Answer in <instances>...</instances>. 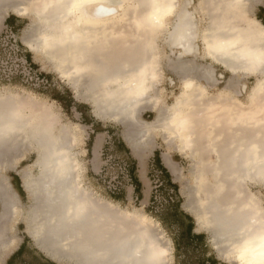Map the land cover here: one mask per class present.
<instances>
[{"label": "bare ground", "instance_id": "obj_1", "mask_svg": "<svg viewBox=\"0 0 264 264\" xmlns=\"http://www.w3.org/2000/svg\"><path fill=\"white\" fill-rule=\"evenodd\" d=\"M205 1L212 5L205 8L210 21L201 33L206 55L232 73L223 88L234 95L217 96L218 105L215 97L214 104L201 100L207 93L200 77L219 80L210 64L197 61L200 31L192 0H0V21L10 12L30 18L24 41L55 63L98 117L120 123L140 156L156 129L169 145L187 151L193 180L185 206L210 232L220 257L261 264L264 205L250 185H264V26L247 17L249 0ZM241 18L245 27L235 24ZM162 33L171 49L167 67L182 82L170 106L162 104L159 89L164 67L156 38ZM249 75L256 81L244 102L238 96ZM146 110L156 111L155 120L141 118ZM60 120L46 102L0 93V255L15 245L9 223L21 205L3 172L34 149L37 174L29 169L20 175L32 200L29 233L46 254L75 264H172L171 241L152 216L85 186L78 129ZM208 124L215 125V148L206 142ZM165 160L179 176L177 162L168 155Z\"/></svg>", "mask_w": 264, "mask_h": 264}, {"label": "rangeland", "instance_id": "obj_2", "mask_svg": "<svg viewBox=\"0 0 264 264\" xmlns=\"http://www.w3.org/2000/svg\"><path fill=\"white\" fill-rule=\"evenodd\" d=\"M261 4H264V0L254 5L253 13L255 16L258 9L262 8ZM12 14L14 18H16V21L12 25L10 24L11 26L3 23L0 27V93L11 94L13 92L28 101L39 100L46 102L61 119V123L72 124L73 127H76L81 141L76 150L79 152V159L84 167V171H82V180L84 184H86L85 186L108 200H111L110 197H113V192H122L123 196L126 197L125 201L118 203L112 200L114 203L119 204L123 208L138 210L152 216L155 221L158 222L160 229L165 233L166 237L171 241L173 247L172 264L173 262L174 264H196L199 260L206 258L207 253L209 256L212 254L217 256L223 264H238L237 262L234 263L233 260H227L222 256L220 257L211 241L210 232L206 228L199 227L195 214L190 212L185 206V190L193 180L191 172L193 159L191 157L189 158V153L187 151H182L179 146L178 148H174L168 145L163 133L164 131L159 129L161 130L159 133L153 130V132H156L154 133L153 144L151 147L149 145L145 150L143 162L140 161L139 156L142 154L141 150L135 151L128 144L124 135V127L116 121L103 120L98 117L93 111V104L77 96L75 89L72 87L69 80L63 76L58 67L55 66V63H53L48 56L44 55V52L37 53L24 41V33L30 24V18L18 16L14 13L10 15ZM132 19L128 18V22ZM170 22H172V18L169 23ZM164 35L165 34L162 33L157 36L156 44L162 54L161 60L164 67V77L159 85L162 95L161 101L164 106H167L174 102L175 96L182 91V86L179 83V79L168 71L167 57L170 52L164 41ZM24 61H26V65L31 68L30 75L24 74L22 67ZM213 65L216 70L218 69L217 71L219 73H223L224 76L227 77L229 76L225 68L215 63H213ZM170 77L175 79V85L169 80ZM255 81L256 78H251L246 82L249 89L255 84ZM223 86H225L224 83L222 85L217 84L209 87L208 90L211 95H217ZM245 95H247L246 92L244 93V96ZM202 107L204 108V106L201 105V108ZM156 115L157 113H155V111L147 110L142 113L141 118L146 121H152L155 120ZM201 120L202 119H199V123H201L200 126H205L207 122L204 124L203 120L200 122ZM213 122L214 121H212V123ZM216 124H218V122H216ZM206 126V132H209L205 134L208 137L206 142L208 141L207 144L213 145L214 147L215 143L217 144L218 142L215 141V137L218 139V136L215 135L217 132H214L211 127H215V125L208 124ZM200 129L202 128L200 127ZM212 135H214L215 140L211 137ZM96 146H98V149ZM157 153L160 154L161 163L170 173L172 182L177 185L176 190L168 184V179L165 178L163 173L158 169L155 161ZM165 153H169L172 159L177 162L180 167L179 176L170 172L165 165L163 161ZM37 156L36 150L28 149L22 159L24 161L18 163L16 168L13 169V173L16 174L17 178H20L22 184L24 183L22 175L20 174L23 170L32 169L34 174H37L38 170L34 165ZM132 161L137 164V175L143 182L142 190L144 189L146 194L153 195L155 193L156 201L153 205L150 204V201L138 202L135 200V189L134 186L131 185V176L128 167ZM4 173L12 174L10 170ZM250 188L262 199L264 205V185L252 183ZM31 203V197L25 189V191L21 193L19 202L21 205L19 206L18 213L12 219L13 221L11 220L12 223H9V227L11 228L9 233L16 238L15 245L6 255H0V259H4L12 250H16L19 244L24 240L25 235H31L29 233L30 227L28 224ZM181 206L193 217L197 231L207 234L208 245L203 248V250L199 249L197 252L193 251L190 254L186 251L179 253L175 250V245L172 240L174 237L171 230L175 235L179 232L175 222L178 221L176 215L178 214L177 210L180 209ZM166 226L170 231H168ZM30 238L31 242L25 255L26 261L29 264H43L44 260L46 262L51 259L59 264H75L67 260L53 259V257L46 254L41 247H38L32 236H30Z\"/></svg>", "mask_w": 264, "mask_h": 264}, {"label": "crops", "instance_id": "obj_3", "mask_svg": "<svg viewBox=\"0 0 264 264\" xmlns=\"http://www.w3.org/2000/svg\"><path fill=\"white\" fill-rule=\"evenodd\" d=\"M181 1L184 2V0H181ZM202 1L203 0H197V1L192 0V5L190 7L191 10L194 11V14L196 15V18L198 19V22H199L200 38H199L198 43H199V46H200V51H199V55H198L197 61L200 64H210L211 67L214 69V76H215V78H217V81L219 80V82H216L215 84H210V83H208V81L204 77L203 78L200 77L199 82L205 86L206 93H207V95L204 98H202L201 100H204V102L206 103L207 100L209 102L210 99H214L212 97H215L216 101H214V103L218 105V97L217 96H220L222 93H225L226 94L227 92H228L227 94H229V95H232L233 93L232 92L230 93V91L224 90L223 87H225V86H223L222 89H220V91H219V93L217 95H211L208 89H209V87L215 86L217 84L218 85H222L224 83L226 85L227 84L226 82H227L228 79H230V77L232 76V73L229 70H227L226 68H225V70L229 73V76L228 77L227 76H224L223 73H219L217 71L218 69L216 70L215 66L213 65V63H215V64H218V63L212 61L208 57V55H206V49H205V46H204L203 41H202V38H201V35H202L201 33L209 25L208 23L210 21V13L209 12L207 13L206 10H205V8L211 2L210 3L209 2L207 3L204 0L205 5L203 4V6H202ZM260 1H263V0H249L248 3H247V6H246V9L245 10H246L247 17L255 19L260 25L264 26V4H261L262 5V8L258 9V11L256 13V16L253 13V7H254V5L257 4ZM211 7H212V5L210 6V8L208 6L207 7V10L208 9L211 10ZM210 10H208V11H210ZM11 13H13V12H10L9 14H7L6 16H4L2 18V20L0 21V27L3 25V23H6L7 25L11 26L16 21V18H14V15L13 14L10 15ZM171 18H172V22H170V24L174 23V21H175V18L173 16ZM235 24L237 26H240V27H245L246 26V22H245V20L243 18H241V20H238L237 19V21L235 22ZM166 45L168 47V51L170 52L168 57H170L171 56V49L169 48L168 44H166ZM205 59H206V61H205ZM202 61H204L205 63L202 62ZM208 61H210V62H208ZM218 65H220V64H218ZM220 66H222V65H220ZM168 71H170L171 73H173L176 76V78L179 79V83L182 85L181 78L174 71H172L171 69L168 68ZM251 78H255V76L249 75L247 77L242 78V83L243 84H246V82H248ZM169 80L171 81V83L173 85H175V79L174 78L170 77ZM221 90H222V92H221ZM247 90L249 92L250 89H249V86H247V84H246V89L242 92L241 95L238 96V99H240L241 101L246 102L247 101V95L244 96V93L246 92V94H248ZM212 101L210 100L211 103H213ZM167 106H170V105H167ZM152 111H155V110H152ZM155 113H156V111H155ZM155 131L157 133H159L161 130L156 129ZM156 132H154V133H156ZM154 133L152 134V140L148 144L147 147H149V145H150V147L152 146L153 140H154L153 139L154 138ZM165 155H168L171 159H172V157L169 155V153H165L164 156H163V161H164L165 165L168 167V169L171 172V169L168 166V162L165 160ZM144 157L145 156H143V155L140 156V161L143 162ZM16 166L8 169V170H10L12 172V174H10V173H6L5 174L4 173L5 171L3 172V174H5V176L7 178L8 184H10V187L17 194L18 199L20 200L21 193L23 191H25L26 188H25L24 184H22L20 182V178H17L16 177V174L13 173V171H14L13 169L16 168ZM138 178L141 181V183L143 184V182H142V180L140 179L139 176H138ZM134 196H135V200H137L138 202H141V201L149 202L150 201V204H151V198H152L153 195L146 194L145 190L143 189L141 194L135 193ZM138 196L140 197V199H138ZM110 198H111V201L113 200V201L118 202V203L119 202L122 203L126 199V197H123L121 199H116L114 197H110ZM0 207H1V203H0ZM177 212H178V214L176 215V217H177V220L178 221L175 222V224H176V228L178 227V231L179 232H177L176 235H175L173 233V231L171 230V233L173 234V237H174V238H172V240H173V243L175 245V247H174L175 250L178 251L179 253L182 252V251H186L189 254L191 252H193V251H196L197 252L199 249L203 250V248H205L208 245V237H207V234L205 232H198L197 231L196 225H195V221H194L193 217L191 216V214H189L188 212H186L182 208V206H181L180 209L177 210ZM155 218H156V216H155ZM167 229H168V231H170V229L168 227H167ZM171 229H172V227H171ZM30 239L31 238H30L29 235H25L24 236V240L21 242V244H19V246L17 247V249L16 250H12L11 253L8 254L4 259L1 258L0 259V263L1 264H29L26 261L25 255H26L28 246H29V244L31 242ZM208 256H209V254L207 253L206 254V258H204L203 261H202V264H223L217 258V256H215L216 261L215 260H212V259H209ZM43 264H59V263L51 259V260H47L46 262L44 260V263ZM173 264H174V262H173ZM196 264H199V263H196Z\"/></svg>", "mask_w": 264, "mask_h": 264}, {"label": "trees", "instance_id": "obj_4", "mask_svg": "<svg viewBox=\"0 0 264 264\" xmlns=\"http://www.w3.org/2000/svg\"><path fill=\"white\" fill-rule=\"evenodd\" d=\"M155 161L157 163L156 165H157L158 169L160 170V172H162L164 177L168 179V184L172 188H174L176 190L177 189V185L174 184V182H172L170 173L167 171V169L161 163V158H160V154L159 153L156 154V160ZM128 167H129V174L131 176V185L134 186L135 193L141 194L142 193V183L139 180L138 175H137V164H136V162L132 161L131 164ZM113 197L116 198V199H121L124 196H123L122 192H113ZM138 199H140L139 196H138ZM155 201H156V196H155V193H154L152 198H151V205H153V203ZM208 258L216 261L215 255H213V254L208 256ZM203 259L199 260L198 263L202 264Z\"/></svg>", "mask_w": 264, "mask_h": 264}, {"label": "built area", "instance_id": "obj_5", "mask_svg": "<svg viewBox=\"0 0 264 264\" xmlns=\"http://www.w3.org/2000/svg\"><path fill=\"white\" fill-rule=\"evenodd\" d=\"M26 64H27V62L24 61V65H22L23 70H24V74L25 75H30L31 74V68H30V66H27Z\"/></svg>", "mask_w": 264, "mask_h": 264}, {"label": "snow or ice", "instance_id": "obj_6", "mask_svg": "<svg viewBox=\"0 0 264 264\" xmlns=\"http://www.w3.org/2000/svg\"><path fill=\"white\" fill-rule=\"evenodd\" d=\"M217 51H224V50H223V49H220V48H218V49H217ZM225 54H227V53H225Z\"/></svg>", "mask_w": 264, "mask_h": 264}, {"label": "clouds", "instance_id": "obj_7", "mask_svg": "<svg viewBox=\"0 0 264 264\" xmlns=\"http://www.w3.org/2000/svg\"><path fill=\"white\" fill-rule=\"evenodd\" d=\"M261 264H264V260H261Z\"/></svg>", "mask_w": 264, "mask_h": 264}]
</instances>
